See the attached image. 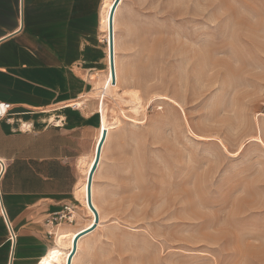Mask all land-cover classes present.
<instances>
[{
    "label": "rangeland",
    "instance_id": "obj_1",
    "mask_svg": "<svg viewBox=\"0 0 264 264\" xmlns=\"http://www.w3.org/2000/svg\"><path fill=\"white\" fill-rule=\"evenodd\" d=\"M115 13L118 85L143 108L105 98L120 123L76 264H264V0H121Z\"/></svg>",
    "mask_w": 264,
    "mask_h": 264
},
{
    "label": "crops",
    "instance_id": "obj_2",
    "mask_svg": "<svg viewBox=\"0 0 264 264\" xmlns=\"http://www.w3.org/2000/svg\"><path fill=\"white\" fill-rule=\"evenodd\" d=\"M103 2L0 0V102L12 104L0 119V264L52 262L67 250L59 236L90 221L79 190L101 126L102 102L88 94L109 65ZM66 207L74 220L50 222ZM101 221L79 237L71 264Z\"/></svg>",
    "mask_w": 264,
    "mask_h": 264
},
{
    "label": "bare ground",
    "instance_id": "obj_3",
    "mask_svg": "<svg viewBox=\"0 0 264 264\" xmlns=\"http://www.w3.org/2000/svg\"><path fill=\"white\" fill-rule=\"evenodd\" d=\"M114 5H115V2L113 4V7H112V3H111L110 6L105 10V12L103 13V16H102V27H104L103 30L106 33L105 35H106L107 50H108V47H109V40H110V35H109L110 27H109V24H110L111 12H112V10L114 8ZM111 7H112V10H111ZM115 11H116V9H115ZM114 14L115 15L113 17V21H114L113 30H114L115 24H116V13L114 12ZM108 35H109V38H108ZM114 52H115L116 83L113 82L112 70H111V66H110V62H109V51H108V62H109V65H108L107 75H106L104 81L103 82H97L95 84V87H94L93 91L90 92V94H92V96H95V97H97L100 100V103L102 102V105L99 108V111L101 113V126H100V129H99L98 142H97V144L94 147V152H93L92 156L90 157L89 161L84 166L85 167L84 168V171H85V179L84 180L85 181H83V186L81 188L82 190H79V192L81 191L80 194H82V196H83V197L81 196V199H82L85 207L87 208V212L91 216V220L84 227V229H82L80 231H74V232H71L69 234H61L59 236V238H58L59 243H60L61 247L67 248V250L66 249L65 250L64 249H59V250H56L55 252H53L52 262H49L47 264H68L69 256H70L72 250L74 249V240L76 239L78 234H81V232L90 231L93 228V226H95V224L96 225L99 224V223H96V214H95L94 210L92 209V207L90 206V204L88 203V178H89V175H90V173H91V171H92V169L94 167V164H95V161H96V154H97L96 150H98L97 146H99V143L101 142V139L103 137V133L106 132L105 136L103 137V141H102L103 145H102V148H101V155H100V160H99V164H98L97 169L99 168V166L101 164L102 152H103L104 147L106 145V142H107V140L109 138L110 130L113 127V125H117V124L120 123L119 118H116L114 120V122H112V123L109 122L107 109L105 107V102H104L105 98L107 96H109V95L111 97L114 96V97L121 98V100H123V102H125L127 104V107L129 108V110H131L132 112H134L136 114H139L141 112V109L143 108V100H142V97L140 95L139 89H137V88L120 89L119 88V85H118V77H119V75H118V64H117V57H116V36H115V32H114ZM48 119L54 120V116L51 115V116L48 117ZM25 127H30L31 128V124L25 122L23 124V128H25ZM97 169H96V171H97ZM96 171H95V173H96ZM95 173H94V176H95ZM92 203H93V206L95 207V209L98 212H100L99 211V207H98V205H97V203H96V201L94 199V179H93V185H92ZM77 248H78V246H77Z\"/></svg>",
    "mask_w": 264,
    "mask_h": 264
},
{
    "label": "water",
    "instance_id": "obj_4",
    "mask_svg": "<svg viewBox=\"0 0 264 264\" xmlns=\"http://www.w3.org/2000/svg\"><path fill=\"white\" fill-rule=\"evenodd\" d=\"M120 0H115V5H114V8L111 12V18H110V32H109V35H110V40H109V62H110V66H111V70H112V77H113V82L116 83V70H115V52H114V30H113V17H114V12H115V9L118 5ZM105 133H103V137L105 136ZM103 137L101 139V142L99 143V146H98V150H97V154H96V161H95V164H94V167L89 175V178H88V203L90 204V206L92 207V209L94 210L95 214H96V223H99L100 221V215H99V212L95 209V207L93 206V203H92V185H93V179H94V173L98 167V164H99V160H100V155H101V148H102V141H103ZM97 225L95 224V226H93L92 229H94ZM91 229V230H92ZM88 232V231H86ZM86 232H81V234H78V236L76 237V239L74 240V249L72 250L70 256H69V259H68V264H71V261H72V257L74 256V254L76 253L77 251V242H78V239L80 236H82L84 233Z\"/></svg>",
    "mask_w": 264,
    "mask_h": 264
},
{
    "label": "built area",
    "instance_id": "obj_5",
    "mask_svg": "<svg viewBox=\"0 0 264 264\" xmlns=\"http://www.w3.org/2000/svg\"><path fill=\"white\" fill-rule=\"evenodd\" d=\"M100 105H101V103H100ZM0 106H2V107H0V119L8 118L10 116V111L12 109V104L10 102H0ZM56 124H59V122L56 123ZM23 130H25V131L26 130H30V127H25V128H23ZM2 162L3 161H0V170L3 167L5 168V162H3V164H2ZM71 212L72 211L70 210V208L66 207L65 212H62V213H59V214L53 216L51 218L50 222L59 223V222L63 221L64 219L72 221V220H74V215ZM8 228H9L10 239H11V241H14L15 234H14L12 228H11V225L8 224Z\"/></svg>",
    "mask_w": 264,
    "mask_h": 264
},
{
    "label": "snow or ice",
    "instance_id": "obj_6",
    "mask_svg": "<svg viewBox=\"0 0 264 264\" xmlns=\"http://www.w3.org/2000/svg\"><path fill=\"white\" fill-rule=\"evenodd\" d=\"M0 107H2V106H0ZM261 143H264V141H261Z\"/></svg>",
    "mask_w": 264,
    "mask_h": 264
}]
</instances>
